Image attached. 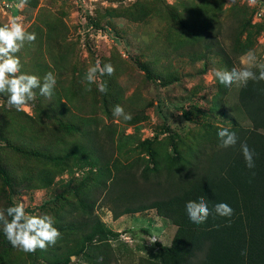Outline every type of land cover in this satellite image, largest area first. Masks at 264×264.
Returning <instances> with one entry per match:
<instances>
[{
  "label": "rangeland",
  "instance_id": "374dc122",
  "mask_svg": "<svg viewBox=\"0 0 264 264\" xmlns=\"http://www.w3.org/2000/svg\"><path fill=\"white\" fill-rule=\"evenodd\" d=\"M17 3L0 0V26L17 18L36 34L16 54L21 72L41 82L52 72L56 86L50 100L34 90L27 111L0 94V170L8 177L0 175V210L23 203L28 215L51 216L61 236L47 250L25 253L0 225V264H156L157 243L169 245L175 226L154 209L117 218L113 210L137 204L139 190L156 180L163 187L175 178L189 148L214 127L231 126L225 113L251 127L238 102L241 86L219 95L214 71L241 68L249 50L264 63V0H28L22 10ZM208 19L210 49L191 37L192 20ZM97 61L115 72L88 85L85 73ZM116 105L132 119L115 117ZM132 174L136 185L110 181ZM90 216L116 236L87 240Z\"/></svg>",
  "mask_w": 264,
  "mask_h": 264
},
{
  "label": "trees",
  "instance_id": "16d2710c",
  "mask_svg": "<svg viewBox=\"0 0 264 264\" xmlns=\"http://www.w3.org/2000/svg\"><path fill=\"white\" fill-rule=\"evenodd\" d=\"M211 18L214 16L211 15ZM212 20L191 22L194 23L191 37L195 41L202 40L209 49L215 42L214 37L207 34ZM204 33L210 40L202 37ZM232 49L243 52V49L238 50L235 46ZM217 54L224 63H232V54L227 50L225 52L220 47ZM228 88L218 83V94L225 95ZM238 102L251 127H244L232 116L224 114L226 120L231 121V126L224 128L237 134L235 146L219 148L217 131L222 126L214 127L181 158L175 178H167L163 187H158L159 180H156L145 190H139L144 197L139 198L137 204L113 210V217L117 218L127 213L154 209L158 216L175 226L169 245L157 243L156 264H264V134L259 131L264 129V81L250 80L246 86H241ZM241 143H246L254 153L253 168L246 167ZM149 154L154 157L152 150ZM90 160L94 161L92 157ZM107 165L106 161L104 166H99L102 179L109 175ZM0 175L8 182L3 170H0ZM107 177L102 181L104 186L109 181ZM142 178L146 180L147 177ZM134 180L133 174L126 179L121 176L110 179L116 184L128 182L136 185L138 181L134 183ZM121 189L125 191L123 187ZM147 193L151 196H146ZM200 197H204L210 209L216 203H228L234 210L233 215L220 217L213 212L202 224L191 222L185 204L189 200L198 201ZM87 208L88 204L83 210ZM87 224L91 230L87 240L97 238L101 243H106L109 237L116 236V233L104 227L97 216H90ZM67 261L69 257L63 263Z\"/></svg>",
  "mask_w": 264,
  "mask_h": 264
},
{
  "label": "clouds",
  "instance_id": "9594fccd",
  "mask_svg": "<svg viewBox=\"0 0 264 264\" xmlns=\"http://www.w3.org/2000/svg\"><path fill=\"white\" fill-rule=\"evenodd\" d=\"M28 0H19L15 4L17 9L22 10ZM36 34L25 30L17 18L0 26V94L7 95L8 106L17 111H27L30 101L35 99V91L39 90L40 95L51 99L53 90L56 86V77L52 72H48L41 82L40 77L34 74L22 73L21 62L16 55L25 43H34ZM242 67L229 70H215L214 78L225 87L246 86L251 81H264V63H258V58L254 51L249 50L241 59ZM258 68L257 75L252 69ZM115 68L107 63L103 66L97 61L94 66L87 69L84 79L88 85L97 83V74L100 76H112ZM98 91L107 92L106 84H97ZM86 90L90 91L91 88ZM115 117H120L125 121L131 120L132 115L125 112L121 105H116L112 109ZM219 148L233 147L237 144L238 137L234 131L221 127L217 131ZM240 149L245 160L246 167L253 168V151L246 143L240 144ZM188 218L195 224L206 222L209 215L213 212L220 217H231L233 208L226 202H219L209 208L204 197L198 201L189 200L185 204ZM10 218V219H9ZM0 225L2 230L14 248H18L25 253H35L37 249L47 250L49 246H55L60 238V231L54 226L53 218L49 215H28L25 212V205L17 203L6 209L0 210Z\"/></svg>",
  "mask_w": 264,
  "mask_h": 264
}]
</instances>
